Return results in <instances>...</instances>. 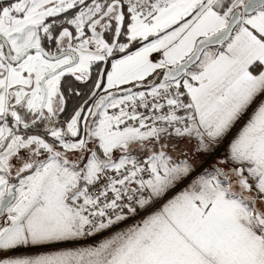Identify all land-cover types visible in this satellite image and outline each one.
<instances>
[{
	"label": "snow or ice",
	"instance_id": "obj_1",
	"mask_svg": "<svg viewBox=\"0 0 264 264\" xmlns=\"http://www.w3.org/2000/svg\"><path fill=\"white\" fill-rule=\"evenodd\" d=\"M0 264H264V0H0Z\"/></svg>",
	"mask_w": 264,
	"mask_h": 264
}]
</instances>
